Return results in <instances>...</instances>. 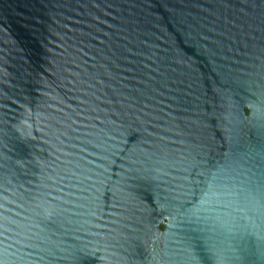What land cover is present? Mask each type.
I'll return each instance as SVG.
<instances>
[{"label": "water", "instance_id": "95a60500", "mask_svg": "<svg viewBox=\"0 0 264 264\" xmlns=\"http://www.w3.org/2000/svg\"><path fill=\"white\" fill-rule=\"evenodd\" d=\"M0 264H264V0H0Z\"/></svg>", "mask_w": 264, "mask_h": 264}]
</instances>
